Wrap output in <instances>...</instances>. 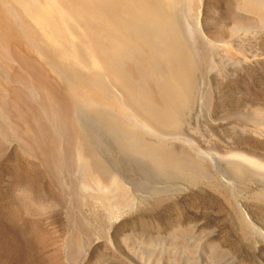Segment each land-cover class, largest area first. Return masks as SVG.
Masks as SVG:
<instances>
[{
	"label": "bare ground",
	"instance_id": "obj_1",
	"mask_svg": "<svg viewBox=\"0 0 264 264\" xmlns=\"http://www.w3.org/2000/svg\"><path fill=\"white\" fill-rule=\"evenodd\" d=\"M197 2L195 14V0H0V143L68 196L74 233L56 264H244L206 229L146 220L192 194L216 200L264 264V190H246L264 186V162L195 148L198 102L212 107L200 41L218 42ZM233 3L232 37L264 34V0ZM241 119L264 137L263 112Z\"/></svg>",
	"mask_w": 264,
	"mask_h": 264
},
{
	"label": "rangeland",
	"instance_id": "obj_2",
	"mask_svg": "<svg viewBox=\"0 0 264 264\" xmlns=\"http://www.w3.org/2000/svg\"><path fill=\"white\" fill-rule=\"evenodd\" d=\"M197 1L193 8L195 14ZM233 1L202 0L204 33L217 38L218 42L210 47L200 41L208 55L206 63L210 60L204 65L207 69H202L201 95L209 97L212 107L207 110L202 102H198L197 121L192 123L193 128H198L195 148L204 146L221 156L228 152V156H238L241 152L240 155H255L257 160L264 162V137L252 134L251 128L241 119L256 112L264 113V34L252 39L237 38L238 42L232 37ZM222 57L232 60V63L225 60L224 71L223 66H218ZM211 63L214 66H210ZM0 147V264H56L59 259L56 246L74 233L68 196L51 183L30 156L1 143ZM217 158L222 159L217 156L212 165L226 175L224 159L219 161ZM218 164H223V168ZM246 190L254 194L264 190V186L255 183ZM218 204L210 196L192 194L165 204L147 215L146 220L149 219L151 227L159 226L163 231L172 224L206 229L217 242L236 252L242 263L256 264V257L254 259L251 252L236 242ZM123 233H129V229H123L120 234Z\"/></svg>",
	"mask_w": 264,
	"mask_h": 264
}]
</instances>
